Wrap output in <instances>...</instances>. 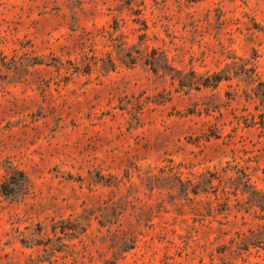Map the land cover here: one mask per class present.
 Segmentation results:
<instances>
[{
    "label": "rangeland",
    "instance_id": "374dc122",
    "mask_svg": "<svg viewBox=\"0 0 264 264\" xmlns=\"http://www.w3.org/2000/svg\"><path fill=\"white\" fill-rule=\"evenodd\" d=\"M0 264H264V0H0Z\"/></svg>",
    "mask_w": 264,
    "mask_h": 264
}]
</instances>
